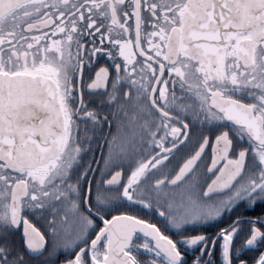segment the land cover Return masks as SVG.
Wrapping results in <instances>:
<instances>
[{
	"label": "snow or ice",
	"instance_id": "6c2138e0",
	"mask_svg": "<svg viewBox=\"0 0 264 264\" xmlns=\"http://www.w3.org/2000/svg\"><path fill=\"white\" fill-rule=\"evenodd\" d=\"M0 264H264V0H0Z\"/></svg>",
	"mask_w": 264,
	"mask_h": 264
}]
</instances>
